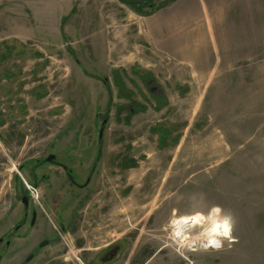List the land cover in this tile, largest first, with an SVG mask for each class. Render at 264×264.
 Instances as JSON below:
<instances>
[{
  "label": "rangeland",
  "instance_id": "rangeland-1",
  "mask_svg": "<svg viewBox=\"0 0 264 264\" xmlns=\"http://www.w3.org/2000/svg\"><path fill=\"white\" fill-rule=\"evenodd\" d=\"M152 1L137 13L169 3ZM204 2L233 11L187 65L122 0L1 1L0 264L54 227L27 264H92L114 241L108 264H264V0ZM23 196L36 222L8 246Z\"/></svg>",
  "mask_w": 264,
  "mask_h": 264
},
{
  "label": "crops",
  "instance_id": "crops-1",
  "mask_svg": "<svg viewBox=\"0 0 264 264\" xmlns=\"http://www.w3.org/2000/svg\"><path fill=\"white\" fill-rule=\"evenodd\" d=\"M0 0V7L2 6ZM8 2L11 0H7ZM12 1H27V0H12ZM68 3L67 11H72L79 3L77 9L97 11L98 9H104L101 4V0H65ZM75 1V3H74ZM188 0H173L164 6L159 7L152 14L147 16H140L136 9H131L127 13L129 17L139 16L140 19L137 24L138 28L141 29L148 41L152 44V48L156 49L157 52H161L164 48L171 49V53H178V60H182L187 65H191L193 58H198V63L204 62L206 55L205 48L209 38L213 34L221 30L222 23L226 22V16L229 11L228 6L225 5L224 9H210L206 6L204 0H198L199 6L194 11L184 7ZM103 6V7H102ZM1 10V9H0ZM23 6L22 13L17 17H25V11H28ZM24 12V13H23ZM168 15L167 18L163 19L162 14ZM8 17L15 18L14 13H7ZM232 14V12H231ZM28 17L29 15L26 14ZM88 16H90L88 14ZM14 23V20H12ZM140 26V27H139ZM219 26V29H218ZM19 27V26H18ZM28 23L24 24L22 28L28 29ZM19 28L12 29L13 34L21 39H28L25 35V30ZM147 33V34H145ZM150 35V38L149 36ZM209 38H208V37ZM211 36V37H210ZM208 40V41H207ZM167 45H170L167 47ZM200 49L204 50L203 52ZM162 53V52H161ZM196 62V61H195Z\"/></svg>",
  "mask_w": 264,
  "mask_h": 264
},
{
  "label": "flooded vegetation",
  "instance_id": "flooded-vegetation-1",
  "mask_svg": "<svg viewBox=\"0 0 264 264\" xmlns=\"http://www.w3.org/2000/svg\"><path fill=\"white\" fill-rule=\"evenodd\" d=\"M143 81L145 82L146 85L149 84V82L147 81L146 78H143ZM151 91H153V88H150ZM78 186H81L82 185H79ZM25 200V202L23 201ZM21 201L23 203V207H25L24 209V217L21 221V223H18L14 228H13V231H12V237L8 238L6 241H5V244L10 246L12 244V240L14 238V235L17 233V231L25 226V223L27 224V227L31 228L35 225V222H36V217H37V214L36 212L30 207V199L28 196H23L21 198ZM45 230L47 231L46 227H44ZM58 231L57 227H54L52 228L51 230V233H47L46 234V237L47 238H42L39 243L35 244L30 250L29 252L26 254V256L23 258V260H21V263H18V264H27L29 263L33 258L34 256L38 253V251L40 249H42V247L44 246H47L51 243H53V241H55L58 237V233H56L55 230ZM2 242V240L0 241V243ZM124 248V243L123 242H111V243H108L104 249H102L101 252H98L95 254L94 258H93V261L92 264H108V263H111L113 261H115L117 259V257L120 255L121 251L123 250ZM30 256V259L27 260V257Z\"/></svg>",
  "mask_w": 264,
  "mask_h": 264
},
{
  "label": "trees",
  "instance_id": "trees-1",
  "mask_svg": "<svg viewBox=\"0 0 264 264\" xmlns=\"http://www.w3.org/2000/svg\"><path fill=\"white\" fill-rule=\"evenodd\" d=\"M123 2H125L126 4H128L129 6H131L132 8L136 9V11H139L137 7H135L134 5L135 4H139V5H142V3H140L139 1H136V0H122ZM170 1H173V0H169L168 2ZM152 0H150L149 2L145 3L144 5H148V6H152ZM165 5V4H164ZM164 5H161V6H164ZM159 6V7H161ZM158 7V8H159ZM151 14V12H149L147 15ZM107 83V82H106ZM110 94V93H109Z\"/></svg>",
  "mask_w": 264,
  "mask_h": 264
},
{
  "label": "bare ground",
  "instance_id": "bare-ground-1",
  "mask_svg": "<svg viewBox=\"0 0 264 264\" xmlns=\"http://www.w3.org/2000/svg\"><path fill=\"white\" fill-rule=\"evenodd\" d=\"M175 225H177V232L178 234H182L184 233V229L189 226V225H181L180 223H178L176 220L173 221Z\"/></svg>",
  "mask_w": 264,
  "mask_h": 264
},
{
  "label": "water",
  "instance_id": "water-1",
  "mask_svg": "<svg viewBox=\"0 0 264 264\" xmlns=\"http://www.w3.org/2000/svg\"><path fill=\"white\" fill-rule=\"evenodd\" d=\"M150 0H147V1H142V0H139V2L140 3H142V4H145V3H147V2H149ZM54 159V155H48V157L46 158V160L47 161H51V160H53ZM24 202H25V200H23ZM2 239H0V241H1ZM30 259V256H28L27 257V260H29Z\"/></svg>",
  "mask_w": 264,
  "mask_h": 264
}]
</instances>
